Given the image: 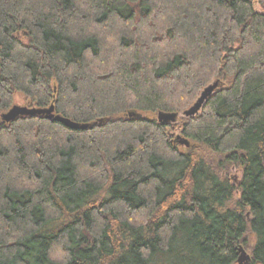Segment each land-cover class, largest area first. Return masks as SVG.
<instances>
[{
	"label": "trees",
	"instance_id": "16d2710c",
	"mask_svg": "<svg viewBox=\"0 0 264 264\" xmlns=\"http://www.w3.org/2000/svg\"><path fill=\"white\" fill-rule=\"evenodd\" d=\"M21 93L86 127L4 122ZM240 246L264 264V0H0V264H239Z\"/></svg>",
	"mask_w": 264,
	"mask_h": 264
},
{
	"label": "water",
	"instance_id": "95a60500",
	"mask_svg": "<svg viewBox=\"0 0 264 264\" xmlns=\"http://www.w3.org/2000/svg\"><path fill=\"white\" fill-rule=\"evenodd\" d=\"M219 86V82H215L212 85H209L208 87H206L204 90H202V94L201 96L197 99V101L195 102L194 106L191 107V109L186 110L184 112V114L186 116H192V114H195L196 112L200 111L201 108L203 107V103L207 100V98L209 96H211L213 94V91ZM33 114H42V115H46L48 117L53 118L55 121H59L62 122L63 124H65L67 127L73 128V129H79L80 128H85L86 125L81 124L80 122H76L73 121L70 118H66L60 114H55L54 111V105H51L49 108H29L27 106L24 105H13L11 107V109L2 114L1 118L4 122L9 123L11 122V120H14L22 115H33ZM177 113L175 112H169V113H165L163 111H160L158 114V118L160 120L161 123L163 124H168L169 122L175 121L177 118ZM176 140L180 141L181 143L184 142L186 143V145H189V142L186 140H180V137L178 136L176 138ZM239 250V257H238V262L239 264H246L248 262H250L251 260V255L250 253L247 251V249H245L243 246H240L238 248Z\"/></svg>",
	"mask_w": 264,
	"mask_h": 264
},
{
	"label": "rangeland",
	"instance_id": "374dc122",
	"mask_svg": "<svg viewBox=\"0 0 264 264\" xmlns=\"http://www.w3.org/2000/svg\"><path fill=\"white\" fill-rule=\"evenodd\" d=\"M256 7L259 9V4H256ZM15 104H18V105H24V106H27V107H29L28 105H27V102L25 101V99H24V97H23V95H22V93L21 94H18L17 96H16V99H15ZM31 108V107H30ZM8 112V111H7ZM6 113V112H5ZM4 114V113H3ZM179 136V135H178ZM180 137V136H179ZM180 140L182 141H188L189 142V140L188 139H184V138H182V136L180 137ZM178 143L179 144H183V145H186L184 142H180V141H178ZM241 176H242V172H241V170H235L233 173H232V175H231V177H232V179H233V181L235 182V183H238V181L240 180V178H241Z\"/></svg>",
	"mask_w": 264,
	"mask_h": 264
},
{
	"label": "bare ground",
	"instance_id": "6f19581e",
	"mask_svg": "<svg viewBox=\"0 0 264 264\" xmlns=\"http://www.w3.org/2000/svg\"><path fill=\"white\" fill-rule=\"evenodd\" d=\"M200 96H201V95H200ZM200 96H199V97H200ZM209 97H210V96H209ZM209 97H208V98H209ZM208 98H207V99H208ZM196 101H197V100H196ZM196 101H195V102H196ZM195 102L191 105V107L194 106ZM17 105H18V104H17ZM191 107L188 108V109H186V110L191 109ZM201 109H202V108H201ZM186 110H185V111H186ZM185 111H184V112H185ZM159 112H160V111H159ZM159 112H158V114H159ZM163 112H164V111H163ZM184 112H183V115L186 116V115L184 114ZM165 113H167V112H165ZM196 113H197V112H196ZM196 113H195V114H196ZM158 114L156 115V118H158ZM195 114H192V116L195 115ZM192 116H186V117H192ZM179 119H180V117H179V115H177L176 120H175V121H172V122H177ZM158 120H159V118H158ZM159 121H160V120H159ZM169 123H171V122H169ZM169 123H168V124H169Z\"/></svg>",
	"mask_w": 264,
	"mask_h": 264
}]
</instances>
